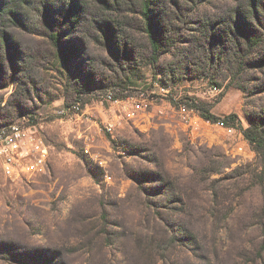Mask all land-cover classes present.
I'll return each instance as SVG.
<instances>
[{
  "label": "rangeland",
  "instance_id": "1",
  "mask_svg": "<svg viewBox=\"0 0 264 264\" xmlns=\"http://www.w3.org/2000/svg\"><path fill=\"white\" fill-rule=\"evenodd\" d=\"M73 1L0 0V128L50 147L43 177L0 165V264H264V156L239 136L264 117V5L152 0L153 65L141 0Z\"/></svg>",
  "mask_w": 264,
  "mask_h": 264
},
{
  "label": "built area",
  "instance_id": "2",
  "mask_svg": "<svg viewBox=\"0 0 264 264\" xmlns=\"http://www.w3.org/2000/svg\"><path fill=\"white\" fill-rule=\"evenodd\" d=\"M214 94L218 90H212ZM110 102V97H108ZM113 104L121 105L122 116L126 120H133L144 109V101L132 102L126 107L124 100L112 101ZM81 110L80 105L74 104L70 108L59 111V115H67L70 111L77 114ZM180 111L187 115L189 110L186 106H180ZM217 126L230 136L235 134L233 127L224 121H218ZM113 124L108 123L106 130L113 131ZM239 136L243 134L240 131ZM243 139L244 136L242 137ZM50 147L40 135L34 124L24 126L13 124L8 127L0 128V165L3 175L11 181H30L45 176L49 171Z\"/></svg>",
  "mask_w": 264,
  "mask_h": 264
},
{
  "label": "trees",
  "instance_id": "3",
  "mask_svg": "<svg viewBox=\"0 0 264 264\" xmlns=\"http://www.w3.org/2000/svg\"><path fill=\"white\" fill-rule=\"evenodd\" d=\"M55 1V0H54ZM23 2L18 1V5L21 6ZM51 3V0H46V5L48 6ZM76 3V0L73 1ZM252 3V8L256 9L264 5V0H250ZM153 5L152 0H141L140 1V13L143 18L144 23V32L148 38V42L151 49V63L154 65L158 61V54L160 52L161 43L155 37L154 27L151 17V6ZM47 19V18H46ZM44 31L51 45L57 52V55L60 57L63 54V51L60 49V32L54 30L50 23H46L44 26ZM245 47L248 51L254 50L261 46L262 40L260 36H246L244 38ZM250 54H246L245 57H248ZM191 110L197 111L199 115L208 122L215 123L218 118L210 113V110L202 104H192L189 105ZM234 115H229L225 119L227 122H234ZM249 126L245 129L240 128L245 140L253 147V149L258 153L264 156V117L253 115L249 116Z\"/></svg>",
  "mask_w": 264,
  "mask_h": 264
}]
</instances>
